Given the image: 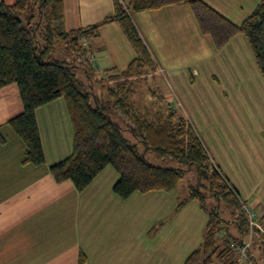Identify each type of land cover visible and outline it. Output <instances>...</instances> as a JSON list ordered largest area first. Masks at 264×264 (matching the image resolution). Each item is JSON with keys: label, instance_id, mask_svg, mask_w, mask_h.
Masks as SVG:
<instances>
[{"label": "crops", "instance_id": "obj_1", "mask_svg": "<svg viewBox=\"0 0 264 264\" xmlns=\"http://www.w3.org/2000/svg\"><path fill=\"white\" fill-rule=\"evenodd\" d=\"M14 1L0 0L6 5ZM202 1L236 24L261 2ZM112 13V0H63V18L54 28L66 33L99 24ZM131 20L171 90L168 101L163 97L176 112L179 107L194 115L199 108L196 100L202 96L217 105V111L211 112L212 133L200 137L201 142L239 199L256 209L264 228V80L246 38L237 35L215 50L210 39L200 34L187 6L140 13ZM98 34L93 43L102 50L94 56L95 67L125 69L135 53L119 26L101 24ZM11 86L0 90V103L2 92ZM11 90L19 97L18 89ZM3 95L10 100L11 92ZM16 110L18 115L22 104ZM35 120L43 165H22L24 155L3 156L10 145L4 138L0 142L2 164L15 163L3 170L8 182L0 181V264H77L80 253L86 257L85 264H183L201 245L193 244L196 230L188 238L181 222H157L150 215L155 206L144 201L163 202L160 192L117 198L112 188L118 175L110 166L82 192L70 182L56 184L48 168L72 150L73 133L64 102L55 100L37 109ZM15 149L24 151L19 141ZM22 227L23 237L18 233Z\"/></svg>", "mask_w": 264, "mask_h": 264}, {"label": "trees", "instance_id": "obj_2", "mask_svg": "<svg viewBox=\"0 0 264 264\" xmlns=\"http://www.w3.org/2000/svg\"><path fill=\"white\" fill-rule=\"evenodd\" d=\"M112 3V15L99 24L64 33L54 28V23L63 18V0H15L12 5L0 2V90L8 85L18 89L22 110L6 125L23 144L21 164H44L35 111L62 100L73 138L71 153L48 168L56 184L70 182L82 192L110 166L118 175L113 194L126 200L132 194L173 192L188 173H194L195 186L189 188L177 209L195 200L207 221L202 244L183 264H238L231 245H243L249 234L241 206L245 201L213 165L191 123L163 96L153 101L150 83L159 68L131 17L187 6L200 34L210 39L215 50H221L237 35L244 36L264 80V0L239 24L202 0ZM106 23H116L134 50V59L122 71L93 68L94 56L102 50L93 41L99 36L98 27ZM56 45H63L76 62L54 58ZM78 68H82L88 83L78 78ZM140 85L148 89L144 96L136 95ZM3 140L0 133V142ZM147 153L176 161L179 166L153 165L147 161ZM209 199L213 202L211 208L206 205ZM263 250L264 239L255 231L247 250L252 264H264ZM85 263L86 257L80 253L77 264Z\"/></svg>", "mask_w": 264, "mask_h": 264}, {"label": "rangeland", "instance_id": "obj_3", "mask_svg": "<svg viewBox=\"0 0 264 264\" xmlns=\"http://www.w3.org/2000/svg\"><path fill=\"white\" fill-rule=\"evenodd\" d=\"M205 50L206 52H209L207 51L209 50L208 47H205ZM54 58L59 59V60H66L70 64H73L74 62H76V60H74L73 57H71L70 52L67 49H65L63 45H56ZM78 65L80 67H83L80 62H78ZM95 66L96 64H94L93 68H95ZM81 69L82 68H78L77 76L79 79L85 80L84 83H88ZM94 76L95 75H92V77ZM150 87L152 88L153 93H154L152 95L153 101L158 96H165L166 101H168L167 99L169 97L167 95L172 94L170 93L171 90L168 84L166 83L163 74H160L159 72L157 75L151 78ZM11 89H17V87L15 85H12L10 88H7L6 90H4L1 94L2 97H1V103H0V133L3 136V138L7 140V142H9V145L11 148V149L8 148L7 152H5L3 156H6V154H9V155H13V157L17 159V157H20V156L22 157V155H24V151L21 152L20 150L15 149V143H18L19 141L21 147H23V145L21 144L19 138L15 135V133L9 128L8 125H6V121L16 116L15 114L17 111L16 110L17 106H19L21 102L19 100V97L17 96V93L16 94L13 93ZM7 91H9V94L11 92L10 100H6L7 98H5V96L3 95V93ZM146 91L148 92V89L145 86L140 85L136 89V95L144 96L146 94ZM248 93H249V90H248ZM17 101L19 102V104H17L18 103ZM196 103L198 104L199 108L197 109L196 113H194V115L192 114L188 115V114H185V112L183 113V111L179 107H178L179 110L177 111V113L180 116H183L184 118H188V120H190V123L193 126L199 138L201 137L203 139V136L207 132L209 136L212 133V131L210 130L211 118H213L211 112L217 111V105L215 103L213 104L212 99L208 98L207 96L200 97L199 99L196 100ZM207 128L209 129L207 130ZM240 135L242 136L241 132H240ZM201 138L200 140L202 141ZM205 150L207 152L209 151L206 147H205ZM3 156L0 158H3ZM146 159L149 163L153 165L161 166V167H178L179 166V164L176 161H173L165 157L158 156L155 153H147ZM14 164L15 163L2 164V161L0 160V181L1 182L3 183L8 182L9 179L7 177V173H4L3 170L7 171L8 169L14 167L15 166ZM195 180H196L195 174L188 173L181 180L177 188L173 192H171V194L166 196L164 195L165 193L160 192L161 194L159 195H163L164 197L163 202L152 201V200H146L144 202L150 206H155L154 209L152 208L150 209V215L154 214L155 220L157 222L171 221L172 222L171 225H173L174 223L181 222L182 224L181 230L183 232V235L188 238H191L193 234H195L193 233V231L195 232L196 230V242H194L193 244H202L203 231H200V226L201 225L204 226L207 219H206V214L200 209L198 202L195 200H192L186 206H183L182 208L177 209L178 204L187 197L189 188L195 186ZM206 205H207V208H211L213 206L212 200L210 199L207 200ZM226 217L228 216L226 215ZM19 226L20 225H18V227ZM230 231L233 235L236 234V231L234 229H230ZM18 233H20L19 235L23 237V227L18 229ZM231 258L234 260L235 256L234 257L232 256ZM237 263L246 264L241 261V258H239V262Z\"/></svg>", "mask_w": 264, "mask_h": 264}, {"label": "built area", "instance_id": "obj_4", "mask_svg": "<svg viewBox=\"0 0 264 264\" xmlns=\"http://www.w3.org/2000/svg\"><path fill=\"white\" fill-rule=\"evenodd\" d=\"M241 206L248 221L249 234L246 237L243 245L239 246L233 243L231 246L236 251L237 256L241 258L242 262L246 264H252L250 262L247 250L252 241V235L255 231H257L259 235L264 239V228L260 225V218L256 209H254L249 203L246 202H241Z\"/></svg>", "mask_w": 264, "mask_h": 264}]
</instances>
